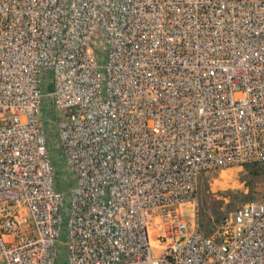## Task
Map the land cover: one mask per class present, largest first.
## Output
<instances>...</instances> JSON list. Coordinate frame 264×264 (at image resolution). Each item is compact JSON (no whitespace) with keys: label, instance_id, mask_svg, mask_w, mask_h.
Wrapping results in <instances>:
<instances>
[{"label":"built area","instance_id":"1","mask_svg":"<svg viewBox=\"0 0 264 264\" xmlns=\"http://www.w3.org/2000/svg\"><path fill=\"white\" fill-rule=\"evenodd\" d=\"M253 163L264 0H0V264H264V195L197 221Z\"/></svg>","mask_w":264,"mask_h":264},{"label":"rangeland","instance_id":"2","mask_svg":"<svg viewBox=\"0 0 264 264\" xmlns=\"http://www.w3.org/2000/svg\"><path fill=\"white\" fill-rule=\"evenodd\" d=\"M49 100L46 98L43 113L50 112ZM64 113H67V110H64ZM47 123L49 124L46 125L49 133V150L53 159L60 163L59 168H61L55 127L52 122ZM242 172V167H231L215 172H204L200 176L197 191V219L201 224L214 230L216 225L229 216L237 205L248 199L246 177ZM259 192L258 196L264 195V188Z\"/></svg>","mask_w":264,"mask_h":264},{"label":"trees","instance_id":"3","mask_svg":"<svg viewBox=\"0 0 264 264\" xmlns=\"http://www.w3.org/2000/svg\"><path fill=\"white\" fill-rule=\"evenodd\" d=\"M54 164H55L56 170L59 172L60 163L54 160ZM242 171H243L242 173L246 177L245 181L247 182V187H248L247 198L251 199V198L261 197V196H258V194L260 193L259 192L260 189L264 188V163L245 164L242 166ZM198 224H199L200 229L204 233L208 235L212 233L213 228L206 227L203 224H201V222L199 221H198Z\"/></svg>","mask_w":264,"mask_h":264}]
</instances>
